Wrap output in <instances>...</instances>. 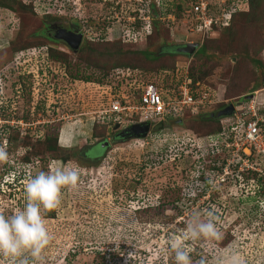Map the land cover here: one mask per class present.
<instances>
[{
    "label": "rangeland",
    "instance_id": "obj_1",
    "mask_svg": "<svg viewBox=\"0 0 264 264\" xmlns=\"http://www.w3.org/2000/svg\"><path fill=\"white\" fill-rule=\"evenodd\" d=\"M58 2L59 12L67 17L63 21L75 24L74 16H78L82 21L81 25L76 22L77 26L84 33L87 26L105 19L108 13L122 15L121 9L130 4V0ZM104 6H108L107 11ZM262 7L264 0L257 3L254 16ZM17 9L14 15L0 8V95L7 113L2 118L13 123L7 130L9 159L0 164V183L9 179L3 178V173L22 168L15 185H0V213L10 216L23 208L24 185L40 171L60 165L80 171L77 189H63L59 207L44 216L51 240L41 253L40 264H176L171 247L174 241H182L191 264H264V208L261 203L255 207V176L243 174L222 183L209 177L213 179L210 188L195 190L194 180L198 184L201 181L196 176L199 168L208 165L206 158L213 161L215 157L205 137L215 133L209 131L216 124L203 120L218 114L214 101L196 111L188 108L177 113L169 127L156 128L154 134L120 137L114 125L99 123V110L106 107V98L97 85L100 81L96 82L100 75L95 70L91 75L94 79L85 75L81 62L104 67L114 61L118 66L135 65L147 70L143 71L145 76L138 74L139 81L153 80L156 74L162 80L168 77L164 72L168 69L163 67L169 64L167 54H171L178 66L187 62L194 76L223 93V98L253 91L264 112L261 22L237 13L228 32L227 28L209 30L200 42L199 33L182 34L178 24H157L156 32L146 41L136 38L137 49H131L134 53L120 55L117 44L107 35L111 28L102 22L101 41L84 46L80 54L77 49L70 50V60L63 57L53 61L46 48L61 45L54 37L56 32L48 33L51 37L47 38L43 30L57 22L42 21L41 15L35 17L27 9ZM123 35L121 40H125ZM183 37L198 46L202 43L205 53L195 57L194 53L167 52L165 47L182 44ZM10 45L17 48L13 57ZM138 50L150 53L154 62L138 57ZM253 60H258V65ZM67 69L76 78H71ZM153 69L155 73L150 74ZM119 86L121 91L124 84ZM96 141L102 146L89 149L98 155L92 164L79 153ZM24 151L32 164L20 161ZM192 192L198 195L191 196ZM157 203H162V208L155 210ZM209 220L216 226V235L194 236L193 229ZM0 264L37 261L24 252L19 256L0 254Z\"/></svg>",
    "mask_w": 264,
    "mask_h": 264
},
{
    "label": "built area",
    "instance_id": "obj_2",
    "mask_svg": "<svg viewBox=\"0 0 264 264\" xmlns=\"http://www.w3.org/2000/svg\"><path fill=\"white\" fill-rule=\"evenodd\" d=\"M181 3L185 6L177 11L176 5ZM130 4L131 11L137 10L136 15L126 13L125 8L121 9L124 12L119 16L108 13L106 21L109 23L108 27L111 28L108 29V34L118 27L117 29L121 31V38L122 33L124 34L125 40L122 39L123 41H128L131 36L140 38V27L135 26V21L138 19L146 21V24L141 28H148L152 21L168 26L178 24L182 27V34L199 33L200 40L198 42H200L209 30H215L214 28L225 22L231 14L244 10L247 0H180V3H177L176 0H130ZM115 6H118V3ZM144 10L146 12H143ZM82 29L80 31L85 38L98 39L100 37L99 30L94 31L93 28L88 27L84 33ZM190 41L193 40L183 37V42ZM180 64L183 66H178L176 63L173 71H164L168 72V77H163L160 80L159 74H156L153 80L147 81L137 79L139 70L127 67L115 68L110 78L116 79V82L98 84L106 98L104 103L106 107L99 110L100 117L111 115L112 120L116 122H122L125 118L132 117L135 120L131 123L160 122L174 117L177 113L188 108L196 111L199 107L214 101L213 94H210L209 97L205 86L199 84L198 81L192 82L187 72L188 63L183 61ZM167 79H170V83H166ZM120 82L124 84L121 91L118 90ZM1 89L0 86V91ZM1 100L0 95V144H7L8 139L5 136V131L11 128L13 123L11 120L7 121L2 118L7 113L4 109L6 106L1 104ZM230 103V122L221 130L205 137V140L211 144L212 154L214 153L215 156L213 158L221 160L219 170L215 175L200 179L199 184L195 179L194 183L197 186L195 190L206 191L211 187L213 179L215 183H222L243 174L254 175L256 180L253 182L255 189L252 193L258 199L255 202V207H259L257 203H261L264 208V112L260 109L254 94L249 98L243 95L235 97L230 100ZM260 162L262 167H259ZM19 168L22 167L3 173L2 177L9 179H2L0 185L8 187L7 182L15 185L16 181L18 182ZM209 177H213V179H209ZM189 194L191 196L198 195L197 192Z\"/></svg>",
    "mask_w": 264,
    "mask_h": 264
},
{
    "label": "trees",
    "instance_id": "obj_3",
    "mask_svg": "<svg viewBox=\"0 0 264 264\" xmlns=\"http://www.w3.org/2000/svg\"><path fill=\"white\" fill-rule=\"evenodd\" d=\"M58 1L59 0H0V8H5L6 10H9V11L13 12L14 15L18 12L17 11L18 10L17 7L19 9H27L35 17L41 15L42 16L41 17V20L42 21L43 20H48V21H55L56 22V21H62L63 19H67V17H64L62 15V13L59 12V10H58L59 2ZM259 1L260 0H247V6H246V8L244 10L238 11L237 13H241L242 12V13H244V15H247V16L248 15H251V16H253L254 17V20L256 22H261V27L260 28L264 32V7H262L261 12H258V14H255V16H254L255 11H257V9L260 8L259 7L260 5H259L258 8L256 9L257 3H259ZM176 2L177 3H180V0H176ZM14 4L17 5V7L16 6L14 7ZM125 6H127V3H125ZM128 6H131V4H129ZM183 6H185V5L182 4V3L176 5V10L177 11L181 10ZM39 11L41 13H39ZM125 12L128 13V14H135V15L137 14V10L131 11L129 7L125 8ZM143 12H146V11L144 10ZM237 13L231 14L226 19L225 22H223L218 27H215L214 29L215 30H219V29L227 28L226 32H228V29L230 28L229 25L232 23V18ZM73 21L77 25L76 22H78V24H80V22L82 20L78 16H74V20ZM102 22L103 21H98L97 23H95V25H91V26H87V27L93 28L94 31L99 30V32H102V24H103ZM153 23L154 24L153 25H150L148 28L147 27L141 28L143 25L146 24V21H142V20H138V19L135 21V26L136 27L137 26L140 27L139 32H140L141 36H140L139 39L142 38L143 41H146L147 38L152 34L153 31L156 32V28L154 29V27L155 26H158L157 24H159L161 26L164 25L163 23H160V22H157V21H155ZM1 34L2 33L0 32V36H1ZM113 35H112V39L117 44L116 45L117 46V49H118L117 52H118L119 55L122 54V53H124V52L126 53L127 51L133 52L131 49H137L136 44L138 42L137 40H139V39H136L135 37L131 36L128 41H126V42L123 43L122 40H121V38L119 36H115V35L113 36ZM44 36L45 37L47 36V38L51 37V36L48 37L47 34H44ZM100 38H98V39H100ZM98 39H96V40H94V39L93 40H90V39L82 38V40L80 41V44H79L76 52L78 54L83 53L84 52L83 51L84 50V46L86 48H89L87 45H89V44H91L93 42L98 41ZM262 40H263L262 41V44L264 45V35H263V39ZM49 41H51V40H49ZM100 41H101V39H100ZM57 42H59V44L61 45L60 48L57 49L56 47L55 48L47 47L46 50L48 51L49 57L52 58L53 61H56V60L62 61L63 60V57L64 58L69 57V52H70L71 49L69 47H67L65 44H63L61 41L57 40ZM27 47H25V48H27ZM124 47H126L127 49H124ZM16 50H17V48H14L13 45H10V55L12 57L15 56V53L14 52H17ZM136 52H137L136 54L138 55V57H141L143 59H147V60H149L151 62H154L152 60L153 57L147 51H145V50H138ZM204 53H205V47L201 43L198 46V48L195 50L194 56L197 57V55H202ZM61 55H64V56L61 57ZM167 55H169L168 56L169 64L166 65V66H164L163 69L164 68H167L169 71H173V69H174L177 61H175L172 58L173 56L171 54H167ZM69 60H70V57H69ZM69 60L68 59L67 60L64 59V61L67 62V63H68ZM81 62H82V67L85 70V73H84L85 75L91 76L92 74H94V70L95 71H98V73H99L100 76L98 77L99 79L96 82H99V81H102V80H105L106 82H112V80L110 78V75H111V72L115 68L128 67V68H131V69H137L144 76H145V72H143V71H147L145 69H142L140 67H136L135 65H130V64L125 65V66H118V63H116V61L113 62V65L112 66H108V67H104V66L97 65V64H92V63H90L88 61H84V60H81ZM253 62L258 65V62L259 61L258 60H253ZM99 64H101V63H99ZM155 71L156 70L153 69L152 72H150V71H148V72H150V74H154ZM187 72H188V76L191 78V80H192L193 83L195 81H198L199 84H202L203 86H205L207 88L208 93H209L208 94L209 97H210V94H213L212 98H214V105H217V108H218L217 110L218 111H221L224 108H226L227 107V104H228L227 102H229L231 99L235 98V97H232V98H229V99L223 98L222 97L223 93H219L217 91V89H214L211 86L205 84L204 82L198 80L194 76V72H193V70H191L189 64L187 66ZM67 74L71 78H73V79L76 78V74H73L71 71H68V69H67ZM211 104H213V103H211ZM205 106H207V105H205ZM199 108H201V107H199ZM99 120H100V122H99L100 124H103V123L108 124L109 123V124L114 125L115 123H117L116 121H113L112 120L111 115H102L99 118ZM134 120L135 119L133 117L132 118H125L121 123H123L125 125H128L131 122H133ZM203 120H205V121L209 120L211 122H214L216 124L215 127H214L215 129L213 128V130H210L209 132H217V131L221 130L225 125H227L230 122L231 115H230V113H228V114H221V115H215V116L213 115V116H210V117H204ZM160 123H161V125L163 124L162 121H160ZM45 128H46V125H43V129H45ZM151 132H152V134L155 133V131H153V130H151ZM5 136L8 139V136H9L8 131H5ZM95 145H98L100 147V143H98V141H96L90 147H88L87 150H84L81 153H79L81 157H87L88 160L92 164H96V161H97L96 158H97L98 155H96L97 152L96 153H89L88 151H89V149H91V147H94ZM47 147L50 149L49 145ZM24 154H26L25 151H24L23 154L20 155V156H22L21 157L22 160H20V161L23 162V164L28 163V162H32V161H28L29 157L25 156ZM94 155H96V156H94ZM205 161L208 162V165L205 166V167H203V168H199V170H198L199 174L196 175V176H199L200 179H204L205 177L212 176L213 173L218 172L219 167L221 165V160H219L217 158H213V161H210V159L206 158ZM171 191H174V190H171ZM165 195L167 196V194H165ZM169 200L170 201H173L174 199H169ZM170 205H171V203H170ZM154 208H155V210H158V209L162 208V203L154 204Z\"/></svg>",
    "mask_w": 264,
    "mask_h": 264
},
{
    "label": "clouds",
    "instance_id": "obj_4",
    "mask_svg": "<svg viewBox=\"0 0 264 264\" xmlns=\"http://www.w3.org/2000/svg\"><path fill=\"white\" fill-rule=\"evenodd\" d=\"M104 8L106 9V11L108 10L105 6ZM100 14L101 13H99L98 16H100ZM100 20L104 23L107 22L105 21L106 17L105 19L104 17H102V19ZM106 24L107 26H109V23ZM73 25L74 28H76L77 32L80 33L81 40L82 38H85L83 33L80 31L79 26H77L76 24ZM102 25L104 26V24ZM116 29L117 28H114L110 31L111 33L109 32V35L111 37ZM117 33V36L121 38V33ZM111 80L113 82L112 78ZM101 82L106 83L105 80L100 81V83ZM248 94L250 96L253 95V91ZM248 94H245L243 96L246 97V95ZM227 103V106L231 105L230 101ZM172 119L173 117H170L163 120L162 122L163 124H166L168 123V120ZM146 123L148 124V129L150 128L153 131H155V129H153V126L158 125L157 128L161 126L160 122L147 121ZM115 124H117L119 127V124L123 123L117 122ZM128 125H125V127ZM164 129L165 128H159V130ZM8 159L9 152L7 151L6 143L0 144V164L6 163ZM79 181V168L68 167L64 165L52 168L48 172L40 171L35 176L30 177L24 185L25 203L23 208L17 209L10 216H5L3 213H0V254L6 256H19L24 252H29L34 260L37 261V264H40V262L42 261L41 253L51 240V237L45 225L44 216L48 212H51L59 207L61 203L62 190H76ZM7 183L8 185L10 184L9 182ZM193 235L214 236L216 235V226L211 220H209L208 222H202L197 225L196 229H193ZM171 247L175 252L176 264H191L188 252L183 249L182 241H174Z\"/></svg>",
    "mask_w": 264,
    "mask_h": 264
},
{
    "label": "water",
    "instance_id": "obj_5",
    "mask_svg": "<svg viewBox=\"0 0 264 264\" xmlns=\"http://www.w3.org/2000/svg\"><path fill=\"white\" fill-rule=\"evenodd\" d=\"M56 39L59 41L63 42L65 45H67L72 51H75L81 41V35L80 33L77 32L76 28L74 27H69L68 30L58 27L56 29V33L54 35ZM198 47L197 42H185L182 44H175L173 46H169V52H179L182 55H191L194 53L196 48ZM247 98L250 97V95H246ZM231 112V105H228L226 108L223 110L219 111L217 115L221 114H228ZM158 125L153 126V129H156ZM118 125L115 124L114 128H117ZM148 129V124L146 122H135L131 123L130 125L124 127L122 129V134L119 135L120 137H127V136H132V137H142L145 135ZM106 145V142H104ZM102 145L100 144V147Z\"/></svg>",
    "mask_w": 264,
    "mask_h": 264
},
{
    "label": "flooded vegetation",
    "instance_id": "obj_6",
    "mask_svg": "<svg viewBox=\"0 0 264 264\" xmlns=\"http://www.w3.org/2000/svg\"><path fill=\"white\" fill-rule=\"evenodd\" d=\"M55 22V21H54ZM57 22V24H53V25H47L46 27H44V34H45V32H46V34L48 35V33H51V32H56V29L58 28V27H62V28H64V29H66V30H68L69 29V27H74V25L73 24H70V23H66V22H64L63 20L62 21H56ZM48 36H51V35H48ZM67 46V45H66ZM68 47V46H67ZM165 48H167V52H169V46H167V47H165ZM198 48V47H197ZM196 48V49H197ZM195 52V51H194ZM172 121L174 122L175 120L174 119H172V120H169L168 122L169 123H166V124H162L160 127L161 128H166V127H169L170 126V124L172 123ZM123 125V126H122ZM125 127V125L124 124H119V128H117V131H116V133H118V135H121L122 134V129ZM160 127H158V129L160 128ZM116 129V128H115ZM157 129V130H158ZM147 132H149V133H151V129L149 128L148 129V131ZM116 138V137H115ZM118 138H120V137H118Z\"/></svg>",
    "mask_w": 264,
    "mask_h": 264
}]
</instances>
